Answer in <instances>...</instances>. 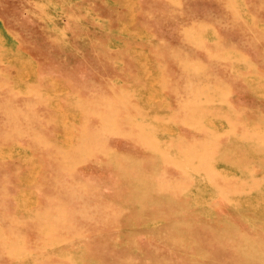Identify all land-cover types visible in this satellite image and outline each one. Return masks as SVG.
Wrapping results in <instances>:
<instances>
[{
	"label": "rangeland",
	"instance_id": "rangeland-1",
	"mask_svg": "<svg viewBox=\"0 0 264 264\" xmlns=\"http://www.w3.org/2000/svg\"><path fill=\"white\" fill-rule=\"evenodd\" d=\"M27 263L264 264V0H0V264Z\"/></svg>",
	"mask_w": 264,
	"mask_h": 264
},
{
	"label": "bare ground",
	"instance_id": "bare-ground-1",
	"mask_svg": "<svg viewBox=\"0 0 264 264\" xmlns=\"http://www.w3.org/2000/svg\"><path fill=\"white\" fill-rule=\"evenodd\" d=\"M65 1H66V0H65ZM67 2H68V1H67ZM70 2H71V1H70ZM71 3H72V2H71ZM238 3H239V2H238ZM238 3H237V4H238ZM62 5H63V4H62ZM69 5H70V4H69ZM137 5H138V4H137ZM73 6H75V5H73ZM77 6H78V5H77ZM230 6H232V4H231ZM226 7H228V6H226ZM87 8H88V7H87ZM87 8H86V9H87ZM229 8H230V7H229ZM229 8H228V9H229ZM239 8H240V7H239ZM76 9H78V7H77ZM80 9H81V8H80ZM84 10H85V9H84ZM87 10H88V9H87ZM229 10H231V9H229ZM88 11H89V10H88ZM231 11H232V10H231ZM84 13H86V12L84 11ZM60 15H61V14H60ZM91 17H92V16H91ZM63 18H64V17H63ZM98 18H99V17H98ZM57 20H58V19H57ZM98 20H99V19H98ZM130 20H131V19H130ZM55 21H56V20H55ZM94 21H95V20H94ZM127 21H128V20H127ZM56 22H57V21H56ZM58 22H60V21H58ZM129 22H130V21H129ZM62 25H63V24H62ZM57 26H58V25H57ZM83 27H84V26H83ZM96 27H97V26H96ZM83 36H84V34H83ZM216 36H217V35H216ZM206 37H207V39H211L212 36L210 35V36L208 37V36L204 35V38H206ZM81 38H82V37H81ZM83 38H84V37H83ZM212 38H213V37H212ZM215 38H216V37H215ZM65 39H66V38H65ZM88 39H89V38H88ZM66 40H67V39H66ZM80 40H81V39H80ZM213 40H214V39H213ZM213 40H212V42L214 43ZM217 40H218V39H217ZM96 42H97V41H96ZM154 42H155V41H154ZM66 45H67V44H66ZM99 45H100V44H99ZM67 46H68V45H67ZM72 48H73V47H72ZM68 49H69V47H68ZM70 49H71V48H70ZM113 49H114V48H113ZM113 49H112V50H113ZM212 49H213V48H212ZM112 50H111V51H112ZM206 50H207V49H206ZM221 51H222V50H221ZM227 51H228V50H227ZM208 52H209V50H208ZM217 53H218V52H217ZM207 54H209V53H207ZM213 54H215V53H213ZM218 54H219V53H218ZM221 54H222V53H221ZM220 56H221V55H220ZM223 56H224V55H223ZM113 59H117V58H113ZM108 60H109V59H108ZM109 61H110V60H109ZM180 62H181V61H180ZM194 62H195V61H194ZM194 62H193V63H194ZM187 63H188V62H187ZM197 64H198V63H197ZM184 65L187 66V64H185V63H184ZM163 66H164V65H163ZM186 66H185V67H186ZM204 66H205V65H204ZM186 68H187V67H186ZM201 68H202V67H201ZM226 68H227V67H226ZM236 71H237V70H236ZM239 71H240V70H239ZM233 75H234V74H233ZM237 78H238V77H237ZM244 81H245V80H244ZM199 82H200V81H199ZM211 85H214V84H211ZM218 87H219V86H218ZM188 88H190V86H188ZM201 89H202V88H201ZM212 89H214V88H212ZM196 90H198V89L196 88ZM206 90H207V89H206ZM204 91H205V90H204ZM194 96H195V95H194ZM192 97H193V96H192ZM188 101H189V100H188ZM190 101H191V100H190ZM195 108H196V107H195ZM214 109H215V108H214ZM187 110H188V109H187ZM199 110H200V109H199ZM212 110H213V109H212ZM4 111H5V110H4ZM202 111H203V110H202ZM213 113H214V112H213ZM190 115H191V114H190ZM190 115H189V116H190ZM189 116H188V117H189ZM11 119H12V118H11ZM15 120H16V119H15ZM233 127H234V126H233ZM232 135H233V134H232ZM208 164H209V163H208ZM210 165H211V164H210ZM211 167H212V166H211ZM206 168H207V167H206ZM215 170H216V169H215ZM215 170H213V171H215ZM217 185H218V184H217ZM219 191H220V189H219ZM165 194H166V193H165ZM165 194H164V195H165ZM162 196H163V195H162ZM165 196H166V195H165ZM165 196H164V197H165ZM224 196H225V195H224ZM222 197H223V196H222ZM223 198H224V197H223ZM225 198H226V197H225ZM225 198H224V199H225ZM79 236H80V235H79ZM81 236H82V235H81ZM71 237H72V236H71ZM73 240H74V239H73ZM179 241H180V240H179ZM69 243H70V241H69ZM11 244H12V243H11ZM90 258H91V257H90ZM68 259H69V258H68ZM88 259H89V258H88ZM83 260H85V259L83 258ZM87 261H88V260H87ZM70 262H71V261H70ZM27 264H28V263H27ZM82 264H83V263H82Z\"/></svg>",
	"mask_w": 264,
	"mask_h": 264
}]
</instances>
